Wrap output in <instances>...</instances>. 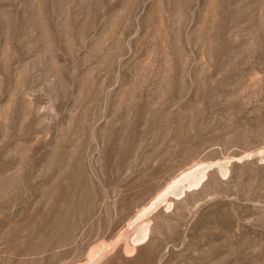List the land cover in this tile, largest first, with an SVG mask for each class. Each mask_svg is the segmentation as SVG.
I'll return each instance as SVG.
<instances>
[{"label":"rangeland","instance_id":"1","mask_svg":"<svg viewBox=\"0 0 264 264\" xmlns=\"http://www.w3.org/2000/svg\"><path fill=\"white\" fill-rule=\"evenodd\" d=\"M0 264H264V0H0Z\"/></svg>","mask_w":264,"mask_h":264}]
</instances>
